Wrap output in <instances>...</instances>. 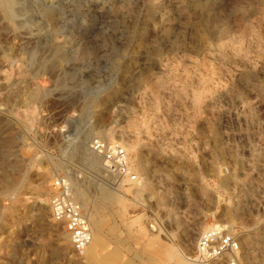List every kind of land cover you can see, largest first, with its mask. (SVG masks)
<instances>
[{
	"label": "rangeland",
	"instance_id": "rangeland-1",
	"mask_svg": "<svg viewBox=\"0 0 264 264\" xmlns=\"http://www.w3.org/2000/svg\"><path fill=\"white\" fill-rule=\"evenodd\" d=\"M59 176L90 219L83 252L51 219ZM218 224L237 264H264V0L0 6V264H197Z\"/></svg>",
	"mask_w": 264,
	"mask_h": 264
},
{
	"label": "built area",
	"instance_id": "built-area-1",
	"mask_svg": "<svg viewBox=\"0 0 264 264\" xmlns=\"http://www.w3.org/2000/svg\"><path fill=\"white\" fill-rule=\"evenodd\" d=\"M90 149L102 158L106 172L117 185L137 182L138 174L131 164L130 155L119 142L94 138ZM50 212L52 221L62 227L73 247L83 252L91 243L93 232L88 216L74 197L69 177L59 176L54 179ZM241 246L236 231L218 224L202 233L191 259L197 264H214L230 258V264H237Z\"/></svg>",
	"mask_w": 264,
	"mask_h": 264
},
{
	"label": "bare ground",
	"instance_id": "bare-ground-1",
	"mask_svg": "<svg viewBox=\"0 0 264 264\" xmlns=\"http://www.w3.org/2000/svg\"><path fill=\"white\" fill-rule=\"evenodd\" d=\"M16 1V0H15ZM15 1L14 0H0V6H2V8H4V9H13L14 8V5H15ZM43 69V68H42ZM41 70V69H40ZM123 146V145H122ZM124 147V146H123ZM125 148V147H124ZM93 165H97L98 164V160L97 159H94L93 160ZM74 190V189H73ZM74 193V192H73ZM102 196H104V197H109V194L107 193V192H105V191H102ZM75 197V196H74ZM81 205V204H80ZM81 207H82V205H81ZM82 209H83V207H82ZM84 210V209H83ZM86 213V212H85ZM87 215V214H86ZM88 216V215H87ZM89 218V217H88ZM89 221H90V219H89ZM94 224H95V226L97 227V221L96 222H94ZM93 224V225H94ZM92 241H93V239H92ZM92 241H91V243H92ZM91 243L89 244V246L91 245ZM89 246L87 247V248H89ZM87 248H85V249H87ZM89 260H90V257H89ZM111 262V261H110ZM109 263V262H108ZM107 262H106V264H108ZM112 264V263H111Z\"/></svg>",
	"mask_w": 264,
	"mask_h": 264
}]
</instances>
